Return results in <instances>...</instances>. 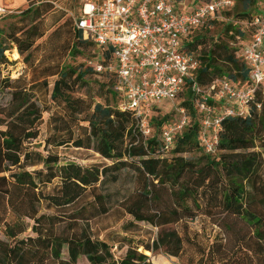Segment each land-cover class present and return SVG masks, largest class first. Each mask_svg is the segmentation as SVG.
Returning <instances> with one entry per match:
<instances>
[{
  "label": "trees",
  "instance_id": "trees-1",
  "mask_svg": "<svg viewBox=\"0 0 264 264\" xmlns=\"http://www.w3.org/2000/svg\"><path fill=\"white\" fill-rule=\"evenodd\" d=\"M54 2L32 0L20 12V19L27 23L13 35L0 36V65L9 62L5 52L12 49L10 42L26 64L38 68L34 51L42 45L37 42L52 30L50 39L63 26L58 24L64 13ZM232 8L223 12L230 20ZM262 14L264 8L254 14L240 12L227 25L232 32L228 42L208 43L205 34H196L218 19L190 33L186 48L201 61L197 75L201 85L218 78L252 85L250 69L236 51L241 41L249 40L253 19ZM47 17L52 18L51 24ZM70 29L73 55L81 52L80 45L96 49L76 24ZM91 74L104 80L105 102L75 95ZM52 75L57 78L51 98L59 110L52 113L43 143L38 140L45 109L32 96L41 77H8L0 89V93L7 90L0 98V264H79L81 257L90 264H155L146 251L179 257L185 243L193 242L187 221L198 216L209 218L234 241L231 264H245L249 259L251 264H264V87L256 88L247 115L224 119L218 152L212 155L200 143L205 113L198 101L223 106L216 98L204 99L186 87L179 109L186 110L188 124L175 133L174 146L166 151L161 135L174 121L170 123L168 115L155 117L149 120L152 134L145 135L135 113L121 108L123 96L114 74L100 73L85 61L77 66L59 64L46 76ZM110 94L121 98L119 105L111 104ZM63 146L93 150L112 164L63 163L51 150ZM171 152L172 157L165 156ZM187 153L195 155L187 157ZM130 172L135 189L111 188ZM113 209L122 220L120 230L105 237L92 233L91 221ZM140 223L157 230L156 237L135 236ZM181 224L186 235L178 228ZM198 246L203 257L212 254L214 245Z\"/></svg>",
  "mask_w": 264,
  "mask_h": 264
},
{
  "label": "built area",
  "instance_id": "built-area-1",
  "mask_svg": "<svg viewBox=\"0 0 264 264\" xmlns=\"http://www.w3.org/2000/svg\"><path fill=\"white\" fill-rule=\"evenodd\" d=\"M235 0H210L184 7L175 0H90L75 24L94 43L97 61L86 62L100 72L114 74L123 96L121 108L135 113L140 130L152 134L148 113L164 101H175L187 86L202 98L214 97L224 105L211 107L198 101L202 117L200 143L207 154L218 152L223 121L248 114L256 88L264 87V14L253 19V32L241 41L237 57L250 69L252 85L218 78L203 86L197 79L201 61L187 51L190 33L212 19H221ZM7 10L0 7V15ZM109 56V58H107ZM180 119L162 132L163 148L170 151L175 133L188 124L185 109Z\"/></svg>",
  "mask_w": 264,
  "mask_h": 264
},
{
  "label": "rangeland",
  "instance_id": "rangeland-1",
  "mask_svg": "<svg viewBox=\"0 0 264 264\" xmlns=\"http://www.w3.org/2000/svg\"><path fill=\"white\" fill-rule=\"evenodd\" d=\"M32 0H26L24 4L18 8H13L14 13L7 15L5 17L0 16V36H9L15 34L19 28L23 27L25 23L20 19V12L28 8ZM38 1V0H35ZM55 7L64 13L63 20L58 25H63L59 32L54 34L48 39L49 35L52 33V30L49 31L46 36L37 42L42 45L40 49L34 51V59L36 64L39 65L38 68L33 69L28 64L25 63L23 56H21L17 50V47L10 42L8 45L12 47L5 52L8 61L7 63L0 65V89L4 88L6 80L10 77L12 80L17 77L24 75L28 79L39 78L41 81L40 84H37L32 91V96L37 100L44 111V124L42 126V134L38 142L43 143L44 137L49 133L51 126V116L52 113L59 110L57 105L53 102L51 98L54 80L57 76H46L49 73V70L54 71L59 64H69V65H80V63H85L86 60L97 61L98 55L97 50L92 46L80 45L78 49L80 53L73 55L72 54V41L71 38V29L76 18L80 15V10L90 0H54ZM178 3H182L184 7L192 8L201 3L210 1V0H177ZM256 4L253 5L252 2L246 0H236V5L232 8L230 20L226 16L216 20L217 22L210 24L209 27L202 31H197L198 33L205 34L204 37L207 38L208 43H213L214 39L221 41H229L230 35L232 32L227 31V25L230 22H234L238 19L236 16L243 10H248L252 14L256 11L264 8V0H256ZM47 24L52 23V18H46ZM244 28L245 26L241 24ZM246 28V27H245ZM248 30V29H247ZM248 32V31H247ZM20 35V33H18ZM248 36V35H247ZM250 35L247 37L249 38ZM211 45V44H210ZM201 48L199 47V53ZM92 58V59H91ZM49 69V70H47ZM104 80L97 77L94 74L87 76V82L82 84L80 87L76 88L75 95L83 98L94 97L96 101L105 102L106 89H101V83ZM107 81V80H106ZM3 91V90H2ZM5 90L3 93H0V98H3ZM103 93V95H101ZM111 104L119 105L121 98L119 96L112 97L109 95ZM7 100H4L6 103ZM183 99L180 96L175 101H164L156 105L155 108L150 109L148 113V119L151 120L155 117L163 118L164 116H169V122L175 123L180 119L181 113L179 112V107ZM194 117V116H193ZM174 125V124H173ZM54 153H57L62 158V162H77L83 165H89L91 163H106L112 164L111 160L103 158L100 154L94 152L93 150L80 149L73 146H63L59 148H51ZM259 150V149H258ZM187 157H192L194 153L185 154ZM166 157H172L173 154L167 153ZM57 181L53 184L56 185ZM52 187V186H51ZM115 191H132L135 189V181L133 178L132 172L129 175H125L123 179L117 185L111 186ZM50 190V188H49ZM188 236L193 240L192 244L190 242L185 243L184 251L179 257L165 255V254H156L146 251L147 255L150 256V259L155 264H231V261L234 257L232 254L233 250L236 248L235 243L232 240H229L222 229L217 225H214L211 220L204 216H198L195 220H188ZM122 220L119 218V215L115 213L113 209L109 214L102 217L93 219L90 223L92 233H101L102 237H105L108 232L120 230ZM139 231L133 232L135 236H140L145 239L151 240L156 237L157 230L149 228L144 223H140ZM149 232H147V229ZM180 232L183 235L187 234L183 225L178 226ZM199 245L202 247L208 248L211 245L213 246L212 254L204 256L201 251H199ZM125 248L122 249L124 251ZM253 255V254H252ZM166 262V263H165ZM79 264H90L86 258L81 257ZM245 264H251L250 259L245 262Z\"/></svg>",
  "mask_w": 264,
  "mask_h": 264
},
{
  "label": "crops",
  "instance_id": "crops-1",
  "mask_svg": "<svg viewBox=\"0 0 264 264\" xmlns=\"http://www.w3.org/2000/svg\"><path fill=\"white\" fill-rule=\"evenodd\" d=\"M26 0H0V7H3L7 10L6 13L1 14L0 16L5 17L14 13L13 8H18L24 4Z\"/></svg>",
  "mask_w": 264,
  "mask_h": 264
}]
</instances>
